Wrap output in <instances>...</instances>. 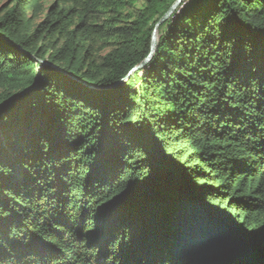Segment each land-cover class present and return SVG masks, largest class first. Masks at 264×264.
I'll list each match as a JSON object with an SVG mask.
<instances>
[{"label":"trees","instance_id":"obj_1","mask_svg":"<svg viewBox=\"0 0 264 264\" xmlns=\"http://www.w3.org/2000/svg\"><path fill=\"white\" fill-rule=\"evenodd\" d=\"M175 1L0 5V264H264V0H183L129 74Z\"/></svg>","mask_w":264,"mask_h":264},{"label":"water","instance_id":"obj_2","mask_svg":"<svg viewBox=\"0 0 264 264\" xmlns=\"http://www.w3.org/2000/svg\"><path fill=\"white\" fill-rule=\"evenodd\" d=\"M183 0H176L172 5L171 7L169 8V10L160 18V20L156 23L154 29H153V33H152V37H151V51L149 53V55L144 59L142 60L139 64H137L136 66H134L129 74L133 73L134 71L138 70V69H141L142 67H144L151 59L152 57L154 56L156 50H157V46H158V43H159V37H160V34H159V29H160V26L165 23L169 18L170 16L173 14V12L176 10V8L179 6V4L182 3ZM42 63L44 64H48L50 66H54L53 64L51 63H47L46 61H43ZM58 71H60L61 73L63 74H66L68 75L67 73H65L61 68H58L56 67ZM128 77V76H127ZM126 77V78H127ZM122 79L121 81H119V83L117 84H120V83H123L125 81V79ZM116 84V85H117Z\"/></svg>","mask_w":264,"mask_h":264},{"label":"rangeland","instance_id":"obj_3","mask_svg":"<svg viewBox=\"0 0 264 264\" xmlns=\"http://www.w3.org/2000/svg\"><path fill=\"white\" fill-rule=\"evenodd\" d=\"M5 2H7V0H0V5L3 4V3H5ZM141 2L142 1H140V3L138 4V6H140Z\"/></svg>","mask_w":264,"mask_h":264}]
</instances>
